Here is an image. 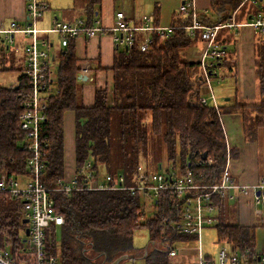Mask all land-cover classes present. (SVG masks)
<instances>
[{
	"label": "trees",
	"instance_id": "1",
	"mask_svg": "<svg viewBox=\"0 0 264 264\" xmlns=\"http://www.w3.org/2000/svg\"><path fill=\"white\" fill-rule=\"evenodd\" d=\"M243 1L211 0L209 13H199L198 22L202 26L224 24L238 11L245 14ZM100 4L101 0H88L86 20L89 25L100 16V9H97ZM257 12L258 9H254L248 14L253 16ZM153 15L155 25L162 26L158 7ZM191 23V17L175 13L169 26L185 27ZM143 41L144 36L139 33L132 50L115 52L111 88L96 89L91 107H85L80 96L81 65L76 56L75 39L57 52V93L45 99L43 113L47 120L40 134L49 145L42 179L47 186H54L65 178L64 115L69 111L75 114L76 170L92 160L95 168L104 165L107 171L115 174L117 170L110 168L113 139L120 137L119 141L125 147L122 153L125 161L129 154L128 144L145 148L151 137L163 145L168 164L181 173L191 167L205 184L218 182L227 164L222 114L240 113L244 118L253 114L255 128L264 129V40L256 46L255 60L260 101L249 106L235 104L231 108L218 109L200 101V87L204 82L202 68L200 62L183 57L195 42L185 37L182 29L175 30L165 39L153 38V46L148 52L141 51ZM236 42L228 29L220 30L217 43L226 50V56L219 63L221 77L234 76ZM6 52L7 47L0 41V57ZM13 71L19 73L16 84L5 87L0 83V165L14 160V164H10L12 172L22 173L30 157L20 149L26 136L19 128L27 78L23 68L4 67L0 62V75ZM50 84H53L51 78ZM233 151L230 157H233ZM205 152L213 161L211 167L199 166L200 156ZM139 164L123 165L126 175L132 174ZM227 202L229 200L216 201L218 242L232 248L254 250L256 227L227 224L222 217L223 210L228 211ZM55 203L57 212L65 217V223L59 228L52 225L47 229L46 244L49 254L59 257L60 264H112L122 256H130L127 260L142 259L145 264H172L162 238V230L166 227L162 214L172 219L170 211L166 210V213L161 208L160 214L149 220L140 198L126 192H74L68 196L57 193ZM23 220L22 203L0 194V250L9 252L15 264H35V256L24 242L27 226ZM58 229L61 240L57 239ZM139 229L149 231V243L144 251L135 252L133 237ZM175 238L182 242L192 241Z\"/></svg>",
	"mask_w": 264,
	"mask_h": 264
},
{
	"label": "built area",
	"instance_id": "2",
	"mask_svg": "<svg viewBox=\"0 0 264 264\" xmlns=\"http://www.w3.org/2000/svg\"><path fill=\"white\" fill-rule=\"evenodd\" d=\"M27 18L24 24L13 21L7 28H0V41H3L8 51L21 53L23 56V75L27 83L23 91L24 102L19 116V128L26 136L20 145L21 151L30 155L25 162V171L13 173L6 161L0 165V194L11 196L22 203L24 219H28L29 234L25 236V244L35 256V264H60L59 257L49 254L46 244V231L50 226L57 228L65 223V217L57 212L55 194L66 196L74 192H126L132 197H139L143 203V211L153 212L152 219L160 214V209L170 211L172 219L162 218L166 227L162 230L164 249L171 259L177 258L179 250L174 249V243L185 246L197 244L195 261L189 264H264V250L256 252L252 249L241 250L232 248L227 243H219L222 249L216 257L203 255L201 249L202 234L211 228H216L218 222V199L233 200L240 195L251 196L255 215L260 216L264 210V181L251 187L235 184L230 171V149L227 146V164L220 180L214 184H205L201 176L191 167L183 173L168 164L164 171L158 165L157 171L150 170L139 164L132 174L124 172L111 174L104 165L94 167L89 160L81 169L69 178L58 181L54 186L43 182L46 171L47 141L40 138L46 116L43 113L45 99L57 93L50 84L51 66L55 62L56 49H64L71 39L83 37L99 38L110 34L116 50L130 51L134 48L139 33L144 36L141 51L148 52L153 46V38L165 39L178 29H182L192 42L198 40L203 44L200 60L204 82L209 95H201L200 101L205 106L218 109L217 98L214 95L212 83L220 84L219 63L226 56V50L217 43V37L222 29H235L242 25L250 26L264 37V3L262 0H244L243 4H251L258 12L250 17L246 24H236L233 14L227 22L216 26H202L198 22V7L196 0H184L177 14L189 16L192 23L185 27L156 26L153 14L144 15L139 22L130 21L123 11H116L111 28L104 26L102 18L96 16L91 25L85 18L72 23L54 19L51 26L41 28L39 24L48 10V6L38 0H26ZM91 69L80 66L79 80L89 79ZM202 83V84H203ZM213 161L207 158L200 161L199 166L211 167ZM238 190L240 195L234 194ZM144 221V220H143ZM175 237L191 239L182 242ZM0 264H15L7 251L0 250Z\"/></svg>",
	"mask_w": 264,
	"mask_h": 264
},
{
	"label": "crops",
	"instance_id": "3",
	"mask_svg": "<svg viewBox=\"0 0 264 264\" xmlns=\"http://www.w3.org/2000/svg\"><path fill=\"white\" fill-rule=\"evenodd\" d=\"M38 1L48 6L39 24L41 28L50 27L56 18L68 23L80 18L86 19L88 0ZM183 2L184 0H101L97 9H100V17L107 28L113 26L116 11H123L130 21L139 22L144 15L154 14L156 7L159 8L161 25L169 26L172 16ZM26 5V0H0V28L9 27L13 21L24 24L27 18ZM196 5L199 13L208 14L211 0H196ZM244 9L245 14L240 11L235 14L233 21L236 24H246L251 17L248 12L257 8L246 4ZM228 31L237 39L234 56L236 66L232 78L222 77L223 84H215L216 104L218 108H231L235 104H257L260 99L255 69L256 46L264 37L245 25ZM202 46L201 41H195L194 45L183 53V57L188 61L200 62ZM75 50L80 65H86L92 71L89 79L83 77L86 81L79 83L82 103L85 107H91L94 104L96 89L111 88V69L116 46L112 36L105 34L90 40L83 37L75 39ZM208 91V87L203 83L200 95H209ZM253 117V114H247L244 118L240 113H225L220 116L227 146L230 152L234 150V155L230 158V171L235 184L239 186L251 187L264 181V129L255 128ZM64 138L65 177L69 178L75 172V114L71 111L64 115ZM234 194L240 195L238 190H235ZM227 210L236 221L233 225L256 227L255 251L264 250V210L262 215H255L252 197L240 195L229 200Z\"/></svg>",
	"mask_w": 264,
	"mask_h": 264
},
{
	"label": "rangeland",
	"instance_id": "4",
	"mask_svg": "<svg viewBox=\"0 0 264 264\" xmlns=\"http://www.w3.org/2000/svg\"><path fill=\"white\" fill-rule=\"evenodd\" d=\"M59 49H56V54ZM1 65L4 67H9L15 65L16 67L22 68L23 66V56L21 53H16L14 51H8L0 57ZM57 68L58 63L55 61L51 66V80L53 82L52 87L56 89V76H57ZM19 78V73L17 71L13 72H5L0 75V83L3 86H11L17 83ZM222 83V82H221ZM220 83V84H221ZM216 81H213L212 87L213 92L217 89L215 85ZM223 84V83H222ZM216 93H214L215 95ZM114 130H117L116 125L114 126ZM151 136V135H150ZM120 137L117 136L113 139V156L112 161L110 163V168L117 170L114 173L124 172L123 165L127 163H135L139 162L143 164L145 167L150 170L157 171L158 165H162L164 167V171L168 167V161L165 153V149L159 140H155L150 137L149 145L145 148L136 147V145L128 144L126 146V150L129 151L128 157L123 159L122 153L124 152V146L119 141ZM146 150V151H141ZM139 152V153H137ZM125 173V172H124ZM153 212L149 209L146 211L147 219H152ZM222 217L227 224H235L236 221L233 219V216L230 215L229 211L226 209L222 212ZM258 235V234H257ZM263 237V235H262ZM57 239L61 240V233L58 229L57 231ZM149 243V231L147 229H139L135 232L133 237V247L135 252L144 251ZM174 249L179 250V255L177 258L170 259L172 264H189L195 261L197 256V244H190L185 246L181 243H174L172 245ZM201 249L203 255L216 257L217 253L222 249L219 245L217 239V231L216 228H211L206 230L201 237ZM122 264H145L142 259H132L126 260Z\"/></svg>",
	"mask_w": 264,
	"mask_h": 264
},
{
	"label": "water",
	"instance_id": "5",
	"mask_svg": "<svg viewBox=\"0 0 264 264\" xmlns=\"http://www.w3.org/2000/svg\"><path fill=\"white\" fill-rule=\"evenodd\" d=\"M82 80L86 81V79H82ZM17 89H18V87H17ZM200 158L202 161H205L208 158V153L205 152V153L201 154ZM28 222H29L28 219H24L22 223L27 226ZM28 234H29V229L26 228L25 229V235L27 236ZM24 242H25V240H24ZM127 259H130V256H122L119 259L115 260V262H113L112 264H119L123 260H127Z\"/></svg>",
	"mask_w": 264,
	"mask_h": 264
},
{
	"label": "bare ground",
	"instance_id": "6",
	"mask_svg": "<svg viewBox=\"0 0 264 264\" xmlns=\"http://www.w3.org/2000/svg\"><path fill=\"white\" fill-rule=\"evenodd\" d=\"M255 250V249H254Z\"/></svg>",
	"mask_w": 264,
	"mask_h": 264
}]
</instances>
